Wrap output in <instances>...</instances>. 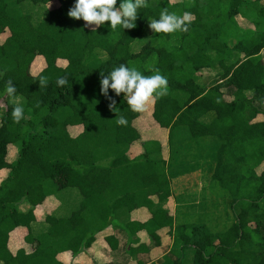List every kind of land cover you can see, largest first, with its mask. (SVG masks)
<instances>
[{"label": "trees", "instance_id": "16d2710c", "mask_svg": "<svg viewBox=\"0 0 264 264\" xmlns=\"http://www.w3.org/2000/svg\"><path fill=\"white\" fill-rule=\"evenodd\" d=\"M54 3L59 6L49 9ZM74 3L0 0V36L9 34L0 44V94L10 79L25 110L24 119L14 123L16 100L10 99L0 115V171H9L0 186V261L62 264L60 254L77 256L92 248L99 234L119 227L130 236L146 232L154 247L161 246L160 231H175L170 255L177 264H187V250L194 251L191 264H264V175L256 172L264 163V113L254 105L264 97V0H148L133 29L112 31L106 22L96 32L67 16ZM165 8L178 16L190 12L188 31L150 37L149 22ZM238 17L253 27L244 29ZM147 38L135 53V45ZM37 58L46 68L33 76ZM121 64L145 76L158 69L168 81V94L152 100L155 127L142 126L163 135L143 143V153L134 159L129 152L143 141L134 124L143 114L133 113L123 94L116 97L111 90L117 110L109 111V100L100 92L101 74ZM203 70H216L226 80L206 88L197 76ZM42 76L48 78L46 87L39 85ZM58 77L68 83L58 86ZM119 116L126 125L116 123ZM78 127L82 133L72 136L70 130ZM206 139L215 141L212 181L223 193L219 197L230 200L234 215L222 232L200 225L174 227V218L163 209L172 197L170 167L187 143L194 147ZM12 146L19 147L18 157L9 163ZM68 192L79 193V205L67 217L47 216L35 236L37 209L49 197ZM24 204L27 212L21 211ZM144 208L151 219L132 221V213ZM125 214L127 222L121 219ZM19 228L28 230L26 243L33 249L14 256L9 240ZM106 240L118 250L116 236ZM130 245L133 257L152 249Z\"/></svg>", "mask_w": 264, "mask_h": 264}, {"label": "crops", "instance_id": "0c3cea01", "mask_svg": "<svg viewBox=\"0 0 264 264\" xmlns=\"http://www.w3.org/2000/svg\"><path fill=\"white\" fill-rule=\"evenodd\" d=\"M37 59L31 68L32 75H33L32 71L37 72V74L33 76H38L46 68V64L43 65L42 61L40 60L37 61ZM41 60L44 61V59L42 58ZM197 76L199 78L200 83L204 87L208 88L205 85V83L201 81L202 76H207V74L205 72L202 73L201 71L200 73H198ZM223 83L224 81L219 80V82L216 85L223 84ZM258 108L260 109V111L264 113V110H262L260 107ZM2 113H3V110H0V115H2ZM141 119L142 117L135 122L134 124L135 128L139 129V125L143 126L141 124H138L141 121ZM78 128H81V127H78ZM142 140H144L143 134H142ZM214 142L215 141L213 139L200 140L199 142H195L194 146H196L198 150L203 151V153L206 155V153L209 150L208 145L214 144ZM135 145L129 152L130 157H131V153L133 149L135 148ZM12 147L16 148V146H12ZM192 149H193V146H192ZM9 153H10V150H9ZM142 153L143 151L140 152L139 156ZM183 153L184 152H182L181 154ZM17 157H18V152H17ZM10 159L11 157L8 156V162L13 163L14 161L10 162L9 161ZM187 165L188 164L183 165L182 166L183 169H193L192 167L185 168ZM202 171L204 170L202 169ZM168 172H169V177L171 181L172 197L170 198L169 202L164 205L163 209L167 210L170 213V215L174 218V227L197 225L196 223L194 224L191 223L190 220H192V218H189L190 215L188 216V214L186 213L187 207L185 205H183L184 207H180L181 205L180 203L182 199L186 197H190L191 193H193L192 187L190 186V184L184 182L186 185L184 186L181 185L180 192L175 191L173 187V182H172L174 177L171 176V172L177 175L175 177V180H176L178 178V171H176L175 168L170 167V170ZM8 176H9L8 170L0 171V186L4 183V181L8 178ZM181 177L186 178V176H184L183 174H181ZM175 194H177V199L175 197ZM80 202H81V199H80L79 193L77 194V193L68 192L67 194L62 193L61 196L57 198L54 196L49 197L45 201V203L42 206H40L36 211L38 222L32 225L33 234L35 236H38L40 231L45 227L44 222L47 216L58 215V217H61V218L67 217L71 214L72 210H74L79 205ZM155 202L157 203V201ZM29 209L30 207L27 204H24L23 207L21 208V211L27 212ZM121 219L123 222H127L128 219H130V217H128V215L125 214ZM150 219H151L150 211L145 208L136 210L131 215L132 221H136L140 223H146ZM193 219L197 220L195 217H193ZM159 234L161 236V246L154 247L153 245L154 243L149 239V236L146 232H141L137 236H130V234L122 228H119V227L115 229L109 228L97 236L96 242L94 243L92 248H90L89 250H86L77 256L72 255V253L70 252H65L58 256V260L62 264H139V263H142V264H177V260L175 258H172L170 255L173 249V246H174L175 231H173V235H172L170 229H164L160 231ZM27 235H28V230L25 228H19L10 235L9 250L14 256H16L18 252L23 251V250H25L27 253L32 252L33 247H31L30 245L26 243ZM112 235L116 236V238L119 241V248L117 251H112L106 240L109 236H112ZM130 244H135L136 247L142 244L149 245L152 247V249L149 250V252L147 253L142 252L136 257H133L130 254V248H131ZM193 259H194V251L187 250L186 259H185L186 263L191 264ZM0 264H3V262L0 261Z\"/></svg>", "mask_w": 264, "mask_h": 264}, {"label": "clouds", "instance_id": "9594fccd", "mask_svg": "<svg viewBox=\"0 0 264 264\" xmlns=\"http://www.w3.org/2000/svg\"><path fill=\"white\" fill-rule=\"evenodd\" d=\"M117 0H75V3L68 10L67 16L73 20H83L85 27L90 28L92 32L110 22V29L115 31L117 26L123 29H133L138 17V10L149 6L148 0H121L117 7ZM193 16L190 12H184L182 16L175 13H169L167 8L160 13L158 20H151L149 28L158 34H172L177 31L187 32ZM100 80L101 95L109 100V111L116 112L117 101L109 95V90L116 97L123 94L128 108L133 113H143L146 111L148 103L154 99L166 96L168 94V81L165 76L155 70V74L145 76L136 68H129L121 64L114 68L108 75H102ZM47 77H40V87H46ZM68 83L65 77L57 78V85L64 86ZM17 89L9 79L6 83L5 92L0 94V110L6 111L8 101L16 100ZM24 107L16 102L12 108L11 117L14 123H19L24 119ZM118 125H126L127 120L123 116L116 119Z\"/></svg>", "mask_w": 264, "mask_h": 264}, {"label": "rangeland", "instance_id": "374dc122", "mask_svg": "<svg viewBox=\"0 0 264 264\" xmlns=\"http://www.w3.org/2000/svg\"><path fill=\"white\" fill-rule=\"evenodd\" d=\"M180 0H172V2H178ZM182 1V0H181ZM58 3H54L49 6L50 9L56 8ZM252 19V18H251ZM238 22L241 27L244 29H250L253 27L252 23L250 21H246L245 19L238 17ZM150 37L153 36V31L149 28ZM8 33L4 36L0 37V44H4L6 39L8 38ZM148 38L139 42L134 47L135 53H140L141 50L147 45ZM150 48V47H149ZM42 61L43 65H45V62L41 60V58L37 59V61ZM206 73L207 76H202L201 81L205 83V85L208 88H212L216 86V84L219 82V80H222L223 77L221 76V73L216 72V70H203L202 73ZM33 75H36L37 72H33ZM205 75V74H204ZM226 80V79H223ZM234 91L232 88L231 90H228L226 92L227 94L232 93ZM254 96L253 93L249 94V98L252 99ZM262 101H256L255 105L260 107L262 110H264V97H262ZM14 102V101H13ZM16 102H19V104H22V101L20 99H16ZM15 103V102H14ZM142 119L138 124L146 125L147 123L149 126L147 128H150V125L152 124L154 127V121L152 118V101L148 103L146 106V111L142 113ZM137 124V125H138ZM139 130L144 135V140L141 142H138L135 145V148L133 149L131 153L132 158H136L139 156L140 152L143 151V143L147 142L148 140H155L157 136L163 135L158 134L157 131H149L147 132L144 127L139 125ZM70 133L72 136L77 137L82 133V128H73L70 130ZM148 133V134H146ZM167 135L164 134L167 143ZM188 149L185 150V153L180 155L177 162H174V167L176 171H178V178L175 180V177L177 176L173 172H171V176L173 178V187L175 191L180 192L181 185H186L185 183L190 184L192 187V192L190 197H186L182 199L180 207H184L185 205L187 207L186 213L188 214L189 218H192L191 223H196L197 225L204 226V227H211L215 232H222L226 227H229L231 225V219L234 221V215H231L230 211V200L224 198H220L219 195H222L223 193L218 190V187L215 186L214 181H212V175H214L215 167H216V161H215V145L210 144L208 145V152L206 155L203 153V151L198 150L196 146L193 147L192 145L187 143ZM19 150V147L16 146L10 147V153L9 156L11 159L10 162H15L17 159V152ZM170 153L168 149L165 150L163 153V157L168 161L170 159ZM16 159V160H15ZM168 159V160H167ZM188 164L185 168L192 167L193 169H183V165ZM202 169L204 171H202ZM257 176L262 177L264 175V163L256 169ZM181 174L186 176V178H182ZM186 174V175H185ZM201 176V177H200ZM185 182V183H184ZM195 186V187H193ZM176 188V189H175ZM215 191L213 192V190ZM175 193V192H174ZM175 197L177 199V194H175ZM172 203V201H171ZM229 203V204H228ZM229 205V207H228ZM237 212H239L237 210ZM195 217L197 220L193 219ZM232 221V222H233ZM249 222L252 221V216L249 217ZM254 223V222H253ZM250 223L252 227L255 228L254 224ZM262 232L264 235V225H262Z\"/></svg>", "mask_w": 264, "mask_h": 264}]
</instances>
